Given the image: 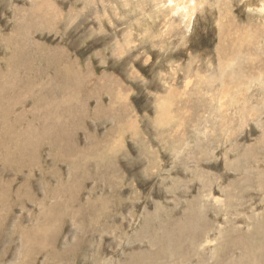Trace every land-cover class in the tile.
<instances>
[{
	"label": "rangeland",
	"instance_id": "rangeland-1",
	"mask_svg": "<svg viewBox=\"0 0 264 264\" xmlns=\"http://www.w3.org/2000/svg\"><path fill=\"white\" fill-rule=\"evenodd\" d=\"M0 264H264V0H0Z\"/></svg>",
	"mask_w": 264,
	"mask_h": 264
}]
</instances>
